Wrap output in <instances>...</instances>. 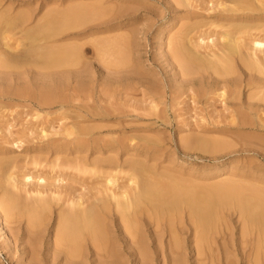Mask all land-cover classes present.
Returning a JSON list of instances; mask_svg holds the SVG:
<instances>
[{
	"label": "rangeland",
	"instance_id": "obj_1",
	"mask_svg": "<svg viewBox=\"0 0 264 264\" xmlns=\"http://www.w3.org/2000/svg\"><path fill=\"white\" fill-rule=\"evenodd\" d=\"M19 1L0 0V15H4L3 18L0 16L1 19L5 17L11 21L15 13V18L20 13L27 17L25 25L14 23V27L18 26L16 29L12 27L14 30L2 28L3 31L8 29L9 40L6 41L12 50L5 55L21 56L20 59L27 57L26 60H33L35 55L41 58L35 51L36 54L31 52V44L26 42L31 36L26 35L31 34L38 24L42 27L46 23L42 21H48L47 16L52 9L51 13L55 14L50 15L54 19L55 15L58 17L69 0ZM164 1L118 0L126 4L123 7L134 14L135 20L110 26L100 21L85 23L83 27L72 30L74 32L68 31L64 37L52 40L53 44L48 47L81 45L77 46L81 49L78 52L81 67L73 68L75 76L68 77L67 81L64 80L66 71L63 69L32 71L27 66L18 70L0 69V93L21 89L20 96L10 94L9 99L6 96L0 99V200L2 193L6 192L8 195L13 193L10 197L14 199L18 196L19 202L26 200L24 204L27 205L38 198L49 199L51 204L57 202L58 196L49 192V189L53 190L52 186L40 189L38 186L42 184L37 185L36 179L23 182L21 176L27 173L34 177L44 176L41 178L47 179L49 185L57 176L62 179V183L54 184V187L61 186L58 187L61 193L58 205H62L65 194L95 193L105 188L107 177L114 181V185H108L110 190L120 192L132 186L128 177L133 169L129 168L135 163L145 169L144 176L149 175L145 180L157 184L168 182L156 176L163 173L164 177H172L171 183L185 181L182 186L180 181L176 183L186 189L197 186L192 182L200 184L196 188L201 189L204 184L211 187L234 180L254 187L258 185L264 190V157L255 152L264 147L260 145L264 144V131L256 128L253 129L258 131L255 133L230 132L233 127L226 118L232 111L229 101L217 98L218 93L205 82L201 86L196 84L191 91L187 90L179 76L181 71L165 46L167 33L168 37L175 35L182 25L177 19L184 17L187 11L197 12L198 3L190 0L194 9L179 7L174 20L161 29L167 17L174 13L165 11L168 3L173 2ZM86 2L93 3L92 0ZM115 4L111 3L110 9ZM5 9L9 13L4 14ZM163 14L166 18L160 20ZM8 19L5 20L8 22ZM39 19L44 24L39 23ZM19 24L23 26L19 28ZM9 29H12L11 33ZM23 29L28 30L26 35L24 33L26 41ZM2 41L0 39V52H5ZM207 44L210 45V41ZM28 45L30 51L27 50ZM198 51L201 54L209 52L208 49ZM58 80H64L62 87L53 93L56 97L62 96L63 107L29 102V92L45 88L46 84V87L51 86ZM79 141L80 148L77 149ZM215 141L223 142L225 146H210V142ZM55 148L61 155L54 156ZM74 151H78V155ZM75 156L79 158L75 159ZM5 173H13L17 177L16 189L3 181ZM140 174L143 175V171ZM150 176L154 177L149 179ZM186 182L190 183L188 187ZM36 189L42 193L36 194ZM55 209L52 210L56 213ZM231 211L221 212L219 216L222 218L219 217L216 224L219 226L215 225L216 229L208 235L207 244L199 249L186 228L176 234L177 247L169 238L165 222L159 221V227H156L157 222L153 218L143 215L138 225V242L126 243L122 234H114L109 229L108 241L100 242L96 249L85 243L80 246V258L85 261L81 264H255L256 240L253 235L248 238L241 236L240 219L236 212ZM49 217L35 234L26 229L27 221L23 215L17 213L6 219L0 209V264H68L61 248L53 250L54 213ZM105 222L111 227L109 218ZM182 224L185 226V219H182ZM262 249L257 264H264L263 244ZM95 252L99 255L95 256Z\"/></svg>",
	"mask_w": 264,
	"mask_h": 264
},
{
	"label": "bare ground",
	"instance_id": "obj_2",
	"mask_svg": "<svg viewBox=\"0 0 264 264\" xmlns=\"http://www.w3.org/2000/svg\"><path fill=\"white\" fill-rule=\"evenodd\" d=\"M86 1L89 0H69L66 2L64 12L59 13L58 17L55 15V19L51 16L53 14L51 13L52 9L51 12L49 11L51 15H46L49 17L48 21L39 19V23L46 22L48 24L44 26L46 23H42L44 24L42 27L36 24V30L33 28V32H36L35 34L31 32V34L26 35L28 30L26 29V32L23 29L24 32L22 35L24 37L31 36L29 38L31 42L29 39L26 41L27 37L25 39L27 44H31V52L33 51L34 53L35 51L41 57L38 58V56L35 55L37 59L34 58L33 60H26L27 57H23L25 59H20L21 56L18 57L15 55L14 59V57H12L13 54L10 56L8 54L7 56L5 55L7 51L11 49V46H9L8 41H6L9 40L7 38L9 36H7L8 29H4L3 31L2 28L4 26L5 28H12L15 26L14 23L17 22L25 25L27 17L21 15L23 13H20L15 18V13L13 16L11 15L13 17H11V21L4 17V20L8 19V22L6 20L4 22V20L0 18V39L4 42L2 46L6 48L4 49L5 52H0V69L7 70V68H10L11 70H18L20 68L23 69L24 66L31 68L32 71H34L33 69H39L40 71L63 69L66 71V79L64 80L67 81L68 77L75 76L73 68L79 65L81 67V60L78 53L81 49L77 48V46L80 47L81 45L75 44V46L71 47L69 45L68 48L58 46L60 47L59 49L58 47H48L50 44H53L52 40L59 36L64 37V33L68 31L69 33L74 32L72 30L83 27L85 23L90 24L94 21H98L99 23L100 21V23L110 26L112 24H121L136 19L131 11L123 7L126 6V4L118 2V0H92L93 3H87ZM171 1L173 4L168 3L169 6L166 7L165 11L168 14L169 11L174 13L167 17L168 20L160 27L161 29L168 27V24L174 20L178 13V9H180L179 7L186 9H192L194 7L190 4L192 0ZM193 1L198 3L196 8L199 10L197 9V12H185L186 14L184 17L177 19V22L182 24L178 29V33L176 32L175 35H169V37L167 33L165 39V46L170 53L171 59L175 60L174 62L177 68L181 71L178 72L180 73L179 76L181 77L182 84L187 90L191 91L196 84L200 83L201 86V84L204 85L203 83L205 82V84H208L209 87H213V90L218 93L217 98L223 99L224 102L229 101L232 111L226 118L229 119L230 125L233 127L229 130L230 132L255 133L258 132L255 131L258 128L264 131V0ZM44 3L45 2L42 4ZM111 3H116L113 9L109 7ZM3 12L4 11L1 13L3 14ZM210 12L214 13L211 15ZM7 13H9V11L5 9L4 14ZM3 16L4 15L1 17L3 18ZM42 18H45V16ZM165 18L166 16L163 14L160 20H164ZM18 23L16 25H18ZM9 24L13 25L10 27L8 26ZM23 24H19V26H23ZM21 26L19 28H21ZM16 27L18 28V26ZM16 27H14V29H16ZM202 28H208V30L200 31ZM217 28L218 30H216ZM12 29H9L10 33ZM29 31H32L31 28ZM65 35L67 36V34ZM207 41H210V45L207 44ZM29 45L27 46L29 47V49H27L28 51L31 49ZM67 45L68 44H66V46ZM213 48H215V50H213ZM198 49H208L209 52L201 54ZM17 57L18 59H16ZM19 59L20 61L22 60L23 63H20ZM51 78H53V76ZM64 80H60V82L58 80L55 83L53 81L54 84H50L51 86L46 87V84L45 88L42 87L35 92H29L27 96L29 102L36 103L39 106L58 104V106L63 107L64 99L60 95L56 97L53 91L57 88L59 89V86L62 87ZM244 91H246V97L244 96L245 99H243ZM20 93L21 89L15 90L12 93H0V99L4 96H6V99H9L8 95L10 94L13 96H20ZM78 132L80 131L78 130ZM190 141L191 140H189V143ZM196 142L198 144V141ZM207 143L208 142L204 144L206 145ZM190 144H192V142ZM210 144V146L215 148H222L225 146L223 142L219 141L210 142ZM76 147L77 149L80 148V141ZM255 152L259 156L264 157L263 146L256 149ZM53 154L54 156H58L61 155V152L59 149L55 148ZM74 154L78 155V151H74ZM77 158H79V156H75V159ZM108 161L110 163L114 162L113 160ZM131 167L132 168L129 169L133 170L129 175L130 177H128V181L132 184L131 187L121 190L120 192H112L108 185H114V181L112 178L107 177L105 179V188L97 190L95 193H91L88 191L90 189H88L86 194L80 192H77L76 195L74 192L65 194L62 198V205H58V201L60 200L59 196L61 194L60 191H58V187L61 186L54 187L55 183H62V179L60 180L57 176L49 185L47 179L41 178L44 176L41 175V177H39L38 175L40 174H38V177H34L35 175L30 176L32 173H25L26 175L23 174V176H21L23 182L36 179L37 185L42 184L38 186L40 189L45 188L47 185L48 189L52 186L53 190L49 189V192L58 196L57 202L54 203V201V205H52L53 203L51 204L49 199L38 198L34 200L32 204L29 202L30 205H27V203L24 204L26 200L22 199L23 203L19 202L18 196H16L17 200L16 198L10 197L13 196V193L8 195L5 192V194L2 193L0 209L6 219L17 215V213L23 215L27 221L26 229H29L30 232L35 234L38 228H42L45 220L54 213L55 231H53L55 235L51 244H53L52 247L54 251L56 247L62 249L66 257L64 261L68 264H81L85 262L80 258V246L85 243L88 244L87 246L96 249L100 242L103 243L108 241L107 236L109 229L114 234H118V232L122 234V239L126 243L135 240L138 242L140 239V228L138 225L143 215L146 218H153L157 222L155 224L156 227H159V221L165 222L164 226L168 232L169 238L173 242V245L177 247L179 243L176 240V234L186 228V230L192 234L194 243L199 249L207 244L208 235L211 234L212 230L216 229L215 227L217 226L216 224L221 212L224 210H232L236 212L240 219V225L242 224V226L239 225V227H241V236L243 235L248 238V236L253 235L256 240L254 243L256 254L255 264L258 263V256L261 254H259V252L262 249V244L264 245V190L259 188L261 186L258 187V185H256V188V186L248 185L249 183L242 184V182L239 183V181L237 182L235 180L236 182H234V180H232V182L225 181L226 183L224 184L218 183L217 185L216 183V185L211 187H208L207 184L205 186L204 184V187L201 189H198L200 187L196 188L200 184L198 185L192 182L194 186L197 185L194 188L197 190L189 188L188 185L190 183L186 182V187L189 188L186 189L181 187L183 183L185 184V181L182 182L181 180L177 181L176 179H172L176 181L171 183L169 180H171L172 177H164L163 173H159L158 175L156 174V176H158L159 179L162 178L167 180L168 182H166L168 184L162 183L163 181L161 182L162 184L153 183L150 182L151 180H145L147 176H149H144L145 169L139 167L136 163L131 164ZM142 171L143 175L140 174ZM151 175H153V172ZM154 176H150L149 179H152L151 177ZM2 177L3 181L12 189L17 188V177L13 173H5ZM146 181H148V183ZM179 181L181 182V186H178L176 183ZM191 186L192 185H190V187ZM40 193L42 192L36 189V194L40 195ZM65 203L66 205L64 206ZM54 208L57 209H55L56 213L52 210ZM49 218L51 219V217ZM107 218L110 219L111 227L105 224L107 222V220L105 222V219ZM182 219H185V226L182 224ZM176 225L180 226V229ZM98 255L99 254L95 252V256ZM247 264H249V262H247Z\"/></svg>",
	"mask_w": 264,
	"mask_h": 264
}]
</instances>
